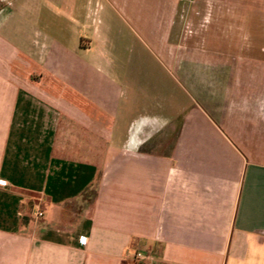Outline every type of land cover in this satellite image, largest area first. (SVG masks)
<instances>
[{
  "label": "crops",
  "instance_id": "0c3cea01",
  "mask_svg": "<svg viewBox=\"0 0 264 264\" xmlns=\"http://www.w3.org/2000/svg\"><path fill=\"white\" fill-rule=\"evenodd\" d=\"M183 28L202 103L136 113L91 0H0V264H264V0H187Z\"/></svg>",
  "mask_w": 264,
  "mask_h": 264
},
{
  "label": "rangeland",
  "instance_id": "374dc122",
  "mask_svg": "<svg viewBox=\"0 0 264 264\" xmlns=\"http://www.w3.org/2000/svg\"><path fill=\"white\" fill-rule=\"evenodd\" d=\"M91 1L94 16L108 17L125 52L124 89L127 95L136 96V113L148 112L156 102L160 106L168 95L174 96L176 108L180 105L193 109L195 102L202 103L185 71L191 69L197 74L200 69L196 66L203 67L200 76L212 82L215 71L209 63L214 62V57L204 55L197 38L185 35L183 11L187 0ZM136 79L140 84L134 87ZM94 197L92 191L82 201Z\"/></svg>",
  "mask_w": 264,
  "mask_h": 264
},
{
  "label": "built area",
  "instance_id": "2783aa9c",
  "mask_svg": "<svg viewBox=\"0 0 264 264\" xmlns=\"http://www.w3.org/2000/svg\"><path fill=\"white\" fill-rule=\"evenodd\" d=\"M0 186H6V183L2 182V183H0ZM44 216H45L44 211L41 208H39L35 213V217L37 219H41ZM134 258L138 264H153L155 261L154 256L148 251H146V252H143V251L135 252Z\"/></svg>",
  "mask_w": 264,
  "mask_h": 264
}]
</instances>
